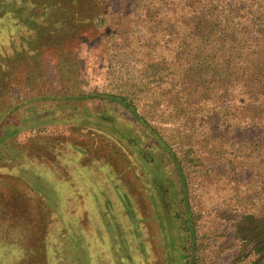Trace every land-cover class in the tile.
I'll use <instances>...</instances> for the list:
<instances>
[{"label": "rangeland", "instance_id": "obj_1", "mask_svg": "<svg viewBox=\"0 0 264 264\" xmlns=\"http://www.w3.org/2000/svg\"><path fill=\"white\" fill-rule=\"evenodd\" d=\"M24 33L0 20V48ZM124 53L83 44L66 79L48 68L45 94H28L33 89L23 83L14 93L0 117V264H182L188 242L174 214L184 209L189 264H253L254 244L240 220L260 210L250 196L262 190L264 125L235 109L200 106L193 124L154 129L157 123L113 101L117 79L139 74ZM177 197L184 198L180 209ZM165 211L172 221L167 255L153 219Z\"/></svg>", "mask_w": 264, "mask_h": 264}, {"label": "trees", "instance_id": "obj_2", "mask_svg": "<svg viewBox=\"0 0 264 264\" xmlns=\"http://www.w3.org/2000/svg\"><path fill=\"white\" fill-rule=\"evenodd\" d=\"M0 20L25 30L20 43L0 48V117L22 83L33 89L28 94H45L48 68L66 79L77 66L76 49L95 41L134 59L139 74L117 79L113 101L133 108L151 126L157 123L156 130L171 121L193 124L200 106L227 114L235 109L264 125V0H0ZM175 154L189 185L187 164ZM262 171V190L250 196L257 197L260 210L244 212L240 220L246 241L254 244L253 264H264V165ZM174 203L180 209L184 198ZM191 214L200 250V217L192 205ZM169 215L153 218L166 255L167 242L173 246ZM174 219L188 242L180 248L182 264H189L186 210Z\"/></svg>", "mask_w": 264, "mask_h": 264}, {"label": "water", "instance_id": "obj_3", "mask_svg": "<svg viewBox=\"0 0 264 264\" xmlns=\"http://www.w3.org/2000/svg\"><path fill=\"white\" fill-rule=\"evenodd\" d=\"M151 130V129H150ZM152 131V130H151ZM153 132V131H152ZM159 140H160V138L158 137V135L156 134V133H153ZM175 158V157H174ZM176 159V158H175ZM176 164L178 165V163H177V161H176ZM189 217V216H188ZM189 219H190V217H189Z\"/></svg>", "mask_w": 264, "mask_h": 264}]
</instances>
